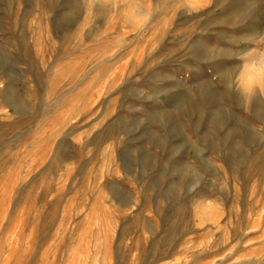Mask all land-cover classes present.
Here are the masks:
<instances>
[{
    "label": "rangeland",
    "instance_id": "1",
    "mask_svg": "<svg viewBox=\"0 0 264 264\" xmlns=\"http://www.w3.org/2000/svg\"><path fill=\"white\" fill-rule=\"evenodd\" d=\"M262 65L264 0H0V264H264Z\"/></svg>",
    "mask_w": 264,
    "mask_h": 264
},
{
    "label": "bare ground",
    "instance_id": "2",
    "mask_svg": "<svg viewBox=\"0 0 264 264\" xmlns=\"http://www.w3.org/2000/svg\"><path fill=\"white\" fill-rule=\"evenodd\" d=\"M244 79H246L248 83H252L253 80L257 81L258 83L264 81V65H262V67L258 69H249L244 76ZM249 86H251V84H249Z\"/></svg>",
    "mask_w": 264,
    "mask_h": 264
}]
</instances>
